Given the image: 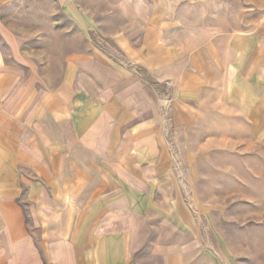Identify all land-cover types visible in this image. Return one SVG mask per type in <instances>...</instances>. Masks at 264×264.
Here are the masks:
<instances>
[{
    "label": "crops",
    "instance_id": "0c3cea01",
    "mask_svg": "<svg viewBox=\"0 0 264 264\" xmlns=\"http://www.w3.org/2000/svg\"><path fill=\"white\" fill-rule=\"evenodd\" d=\"M26 1L41 0H0V27ZM49 1L93 31L82 0ZM147 25L131 53L69 55L52 88L22 35L7 38L22 71L0 47V264H219L175 170L204 118L195 103H264V19L219 44Z\"/></svg>",
    "mask_w": 264,
    "mask_h": 264
},
{
    "label": "rangeland",
    "instance_id": "374dc122",
    "mask_svg": "<svg viewBox=\"0 0 264 264\" xmlns=\"http://www.w3.org/2000/svg\"><path fill=\"white\" fill-rule=\"evenodd\" d=\"M82 2L96 21L87 35L49 0L26 1L23 7L5 11L0 47L8 61L22 71V59L11 57L7 40L11 33L22 35L26 56L42 67L52 88L69 55L87 50L91 42L120 55L131 53L151 21L158 32L185 30L202 39L205 35L206 44H219L218 34L244 33L264 19V0ZM124 38L125 46L120 43ZM227 42L228 36H223L221 45ZM15 92L17 97L21 91ZM246 102L203 101L199 107L195 103L193 112L202 110L204 118L189 131L188 147L182 145L188 152L175 170L180 192L198 223L192 236L201 255L219 264H264V103L253 101L247 112Z\"/></svg>",
    "mask_w": 264,
    "mask_h": 264
}]
</instances>
